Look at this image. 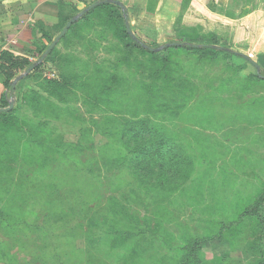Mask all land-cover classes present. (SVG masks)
I'll return each mask as SVG.
<instances>
[{
  "label": "rangeland",
  "instance_id": "374dc122",
  "mask_svg": "<svg viewBox=\"0 0 264 264\" xmlns=\"http://www.w3.org/2000/svg\"><path fill=\"white\" fill-rule=\"evenodd\" d=\"M65 1L7 51L0 264H264V0Z\"/></svg>",
  "mask_w": 264,
  "mask_h": 264
},
{
  "label": "crops",
  "instance_id": "0c3cea01",
  "mask_svg": "<svg viewBox=\"0 0 264 264\" xmlns=\"http://www.w3.org/2000/svg\"><path fill=\"white\" fill-rule=\"evenodd\" d=\"M61 1L63 0H0V53L25 49L33 29L32 20L45 22L58 19ZM6 81L7 77L0 71V107L6 93Z\"/></svg>",
  "mask_w": 264,
  "mask_h": 264
},
{
  "label": "trees",
  "instance_id": "16d2710c",
  "mask_svg": "<svg viewBox=\"0 0 264 264\" xmlns=\"http://www.w3.org/2000/svg\"><path fill=\"white\" fill-rule=\"evenodd\" d=\"M108 3L111 4V5H115V6H118L119 8H121L120 5H118V4H116V3L112 2V1H110ZM121 11H122L123 19L126 20L127 19V17H126V9H122L121 8ZM87 13L88 12L83 14L82 17H84ZM133 42H134V44H136V45H138L139 47H142V48H144L147 45L146 42H144L141 38H138V37H135L133 39ZM168 44L169 45H174V46H177V47H183V48L190 49V50H193V51H204L206 53H216V52L230 53V50H228L225 47L214 46L213 44L206 43V42H194V41H190V40H180V41H177V42H170ZM7 53H8L7 51H2L0 53V71L2 73H4V74H5V72H4V69H5L4 64H5V62H11V60H10L11 58L9 56H7ZM232 53L236 54L238 56L246 58V55H244L243 53H240V52H232ZM12 64H13V62L10 63V65H12ZM255 69H256V67H255ZM256 75L264 79V67H262L260 65V68L258 70L256 69ZM5 76L7 77V81H6V85H5L6 93H5V95H3L2 102L5 103V104H8L9 99L14 97V93H13V88L11 87V84H10L9 76L6 75V74H5ZM7 113L8 112H2L3 115H6ZM128 149H131L133 152H136V150H137L136 149V145L129 146V147H127V150ZM136 158H139V157H136ZM12 263L15 264V261H13Z\"/></svg>",
  "mask_w": 264,
  "mask_h": 264
},
{
  "label": "water",
  "instance_id": "95a60500",
  "mask_svg": "<svg viewBox=\"0 0 264 264\" xmlns=\"http://www.w3.org/2000/svg\"><path fill=\"white\" fill-rule=\"evenodd\" d=\"M114 2L118 5H120V7L122 9H125V6L120 2V0H104V2ZM101 3V1H95L91 4H89L84 10L80 11L77 15L71 17L67 22L66 24L64 25L63 29L61 30V32L59 33V35L54 39V41L47 47V49L45 50V54L48 53L55 45L56 43L58 42V40L68 31L69 27L75 23L83 14H85L86 12L90 11L91 9L95 8L96 6H98L99 4ZM125 26H126V30L127 32L133 37V39L135 38L131 32V29H130V26H129V23L126 22L125 23ZM163 46H166V45H163ZM147 49L151 50V51H155V50H158V48H152L150 46H145ZM44 55H42L43 57ZM247 60L249 62H251L254 67H256V69L258 70L260 68V65L254 61L253 59H250L249 57H247ZM41 58H39L37 61H40ZM35 66V64H31L28 66V68L26 69V72H29L31 69H33V67ZM24 72L23 74L17 76L12 82H10L11 84V87L14 89L15 88V85H16V82L18 79H20L21 77H23V75L26 73ZM13 103H14V100H13V97L9 99V102H8V106L7 107H0V113L2 112H7L9 111L12 107H13Z\"/></svg>",
  "mask_w": 264,
  "mask_h": 264
}]
</instances>
